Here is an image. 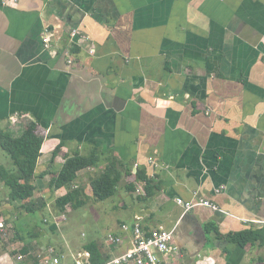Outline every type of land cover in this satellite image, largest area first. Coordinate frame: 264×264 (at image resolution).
Returning <instances> with one entry per match:
<instances>
[{"label":"crops","instance_id":"1","mask_svg":"<svg viewBox=\"0 0 264 264\" xmlns=\"http://www.w3.org/2000/svg\"><path fill=\"white\" fill-rule=\"evenodd\" d=\"M47 28L59 49L46 48ZM25 122L45 136L27 200L35 211L0 184V220L11 226L0 230V264H45L41 252L77 264L88 251L62 238V216L49 213L70 190L52 178L68 156L92 151L98 166L73 185L84 205L63 214L90 206L108 217L95 241L104 256L121 251L108 235L142 216L146 233L174 231L179 264H264V0H0V131L19 136ZM113 157L121 179L100 201L91 182ZM196 194L225 211L176 201ZM244 230L256 234L242 247L232 236Z\"/></svg>","mask_w":264,"mask_h":264},{"label":"trees","instance_id":"2","mask_svg":"<svg viewBox=\"0 0 264 264\" xmlns=\"http://www.w3.org/2000/svg\"><path fill=\"white\" fill-rule=\"evenodd\" d=\"M38 127L35 123L26 124L19 136L13 135L11 132L0 131V145L11 156L14 168H6L0 166V182L10 188V201L12 203H22V208L33 213L27 200L35 195L36 186L34 179L38 160L42 155V147L45 136L37 131ZM62 146L55 149L53 155L57 156ZM100 162V156L92 151L89 155H82L79 152L67 157L60 172L51 180L53 188L68 186L70 190L64 196L57 199L56 203L61 212L65 211L67 205L78 208L84 205L81 197L84 195L83 190L75 188L73 185L78 178V173L86 168L96 167ZM137 175L146 181V192L152 194L155 186L153 180L146 173L139 171ZM121 179V171L118 168L116 157L110 158L107 167L95 177L92 182L93 195L97 200H106L112 197L116 191L118 183ZM39 212V210H36ZM204 229L208 232L217 230L214 223H207ZM218 231V230H217ZM255 230H244L234 234L233 240L242 247L253 241ZM221 236V237H220ZM223 239L222 235L217 236ZM91 253L92 264H104L109 257L104 256L97 242L86 243L83 247Z\"/></svg>","mask_w":264,"mask_h":264},{"label":"built area","instance_id":"3","mask_svg":"<svg viewBox=\"0 0 264 264\" xmlns=\"http://www.w3.org/2000/svg\"><path fill=\"white\" fill-rule=\"evenodd\" d=\"M18 1L19 0H3V3L8 5ZM46 31L43 37L46 48L49 50L54 48L59 49L61 39H53V32L48 28ZM76 34L77 31H74L73 36ZM65 52L67 55L71 54L69 50ZM69 63H74L73 57L69 59ZM176 201L186 212L199 206L208 207L214 211H225L215 202L201 197L198 194H196L195 198L192 200L178 197ZM142 218V216H136L135 223L131 225L122 224L119 232L116 231L108 235L107 242L111 244L110 246H115L121 249V251L109 257L104 264H179L178 261L182 255L179 247L174 243V231L161 226L146 233ZM79 255L80 258H76L77 264H92L89 251H85ZM40 256L45 264H61V258L57 254L43 256V252H41Z\"/></svg>","mask_w":264,"mask_h":264},{"label":"rangeland","instance_id":"4","mask_svg":"<svg viewBox=\"0 0 264 264\" xmlns=\"http://www.w3.org/2000/svg\"><path fill=\"white\" fill-rule=\"evenodd\" d=\"M2 165L6 168H11V169L14 168L13 160H12L11 156L0 145V166H2ZM1 183L2 182H0V184ZM6 187L9 189V193H7V195H8V198L10 200L9 196H10L11 190L8 186H6ZM94 198H95V196H94ZM4 201H5V195L1 194L0 195V207L4 205ZM55 206H56V202L54 203L53 208L50 210V213H49L50 217L49 218H50V220L52 219V221H54V220H56V217L58 215L62 216L61 217V219H62L61 224H63V228H61L60 234L58 232L56 234L61 235L62 238L67 239L71 244L89 243V242H95L97 239H102L104 237L105 233L107 234L108 228L111 225L108 223V217L105 220H99L98 218L96 219L94 216V209L90 206H88L86 208H79V209L74 210V211L70 210V212L66 213L65 215L61 211H56L54 208ZM3 214L1 211L0 217ZM63 215H64V217H63ZM29 216H30L29 220L32 223H35L37 220L36 218H33L35 216H33V217L31 215H29ZM118 216L123 219L124 218L123 212L118 211ZM36 217H37V215H36ZM41 218H43L42 215H41ZM45 221H47V220L45 219ZM95 224L100 228L99 233L96 237L94 236V231H93ZM37 226L38 227H33V228L39 229L38 233L40 234V227L42 225L40 226V223L37 222ZM10 227L11 226L9 225L7 220H5V219L0 220V230L1 231H3L4 229L6 231L7 228H10ZM59 227H61V226L59 225ZM11 236H12V234H11ZM42 237H43V235H42ZM49 239H52V238H49ZM65 242H67V241H65ZM67 252H69V249H67Z\"/></svg>","mask_w":264,"mask_h":264}]
</instances>
